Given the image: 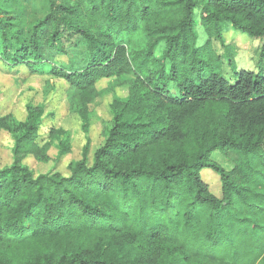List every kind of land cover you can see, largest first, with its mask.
<instances>
[{
  "label": "trees",
  "instance_id": "1",
  "mask_svg": "<svg viewBox=\"0 0 264 264\" xmlns=\"http://www.w3.org/2000/svg\"><path fill=\"white\" fill-rule=\"evenodd\" d=\"M43 2L27 39L0 7V63L64 80L68 112L85 127L104 91L128 94L110 103L92 161L86 143L68 175H35L25 162H48L55 141L58 160L69 152L59 128L38 143V107L23 123L0 115L14 138L0 167V264H264V44L257 71L237 68L222 32L264 43V0Z\"/></svg>",
  "mask_w": 264,
  "mask_h": 264
},
{
  "label": "rangeland",
  "instance_id": "2",
  "mask_svg": "<svg viewBox=\"0 0 264 264\" xmlns=\"http://www.w3.org/2000/svg\"><path fill=\"white\" fill-rule=\"evenodd\" d=\"M0 7L4 8L8 14L15 15V19L11 22L12 28L24 39L31 35L32 27L47 13V6L43 0H9L7 5L0 2ZM195 30L198 37L197 42L200 44L205 40L206 35L199 25L195 27ZM222 32L224 44L229 45V54L234 59L236 67L257 71L263 41L261 39L252 40L231 28L223 29ZM73 41L74 38H70L68 42L73 43ZM65 44L69 46V43L65 42ZM222 44L218 40H213L214 49L219 54L227 52L225 45ZM43 49V54L48 56L52 62H67L68 60V55L58 53L55 49ZM225 67L229 71L226 62ZM107 85V81L102 80L98 83V88H105ZM66 87L67 83L60 78L47 74H28L24 67L13 68L0 63V115L9 113L16 122L23 123L29 118L28 108L38 107V112L33 116L34 124L38 128V143L45 141L43 138L47 137L52 126L60 129V136L69 144V152L67 151L68 153L59 160L60 148L56 141L48 150V162H38L32 157L26 158L25 162L35 175L53 174L54 172L68 175V164L84 158L86 143H89V147L85 158L90 163L94 150L103 141L105 127L107 128L110 124L112 118L110 103L114 98L125 100L128 94L126 87L123 86L104 91L90 105V123H87L85 127L84 121L77 114L68 112L65 102ZM13 144L14 138L11 133L5 130L0 131V167L11 165ZM218 161L222 165L227 164L222 158H218ZM202 176L209 184L211 191L220 196L218 175L211 170H206Z\"/></svg>",
  "mask_w": 264,
  "mask_h": 264
}]
</instances>
